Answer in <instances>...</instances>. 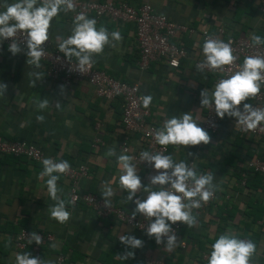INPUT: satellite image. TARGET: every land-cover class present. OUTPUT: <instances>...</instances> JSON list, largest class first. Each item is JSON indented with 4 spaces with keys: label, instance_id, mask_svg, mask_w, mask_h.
I'll list each match as a JSON object with an SVG mask.
<instances>
[{
    "label": "crops",
    "instance_id": "1",
    "mask_svg": "<svg viewBox=\"0 0 264 264\" xmlns=\"http://www.w3.org/2000/svg\"><path fill=\"white\" fill-rule=\"evenodd\" d=\"M79 1H110L114 5L124 3L133 8L148 4L155 13L193 29L191 36L176 34L172 39V43L185 51L177 68H169L164 61H157L150 63L147 70L139 71L134 26L105 18L97 22V28L104 26L109 33L119 31L122 40L116 47H105L102 55L94 57L96 63L93 67L115 80L137 84L139 100L151 95L149 121L156 129L162 127L166 119L187 113H192L201 127L204 110L200 93L205 89L211 93L214 87L210 75L193 70V62L204 59L199 31L222 29L225 35L233 37H250L252 33L264 37V13H260L254 3L245 0ZM14 2L16 0H0V11L4 10V4ZM72 27L73 20L67 13L61 12L53 18L48 40L52 49L58 51L56 37L67 38ZM26 52L27 49H23L13 56L0 43V83L7 84L3 97L0 96V138L33 144L46 157L67 160L72 167L85 165L87 175L78 182L80 191L102 199V185L111 182L115 190L111 206L131 214L135 204L123 203L127 193L119 188L122 170L116 157L105 156L109 148L121 153L118 145L124 133L120 123L122 104L96 97L93 87L84 81L72 80L65 87L59 81L49 80L45 74L46 65L40 62L39 69L28 65ZM34 71L44 76L32 87L30 81L33 78L29 73ZM45 98L49 99L50 107L38 111L34 101ZM247 102L252 104L253 98ZM57 103L61 105L59 109L55 107ZM140 104L142 106L141 101ZM240 107L242 109V105ZM256 108H264V101ZM37 115H44L45 121L38 122ZM237 132L236 120L225 116L220 119L218 132L215 135L209 133V144L167 147L166 155H171L175 162L194 163L198 174L211 171L215 176L214 183L218 185L211 205L201 212L193 211L197 225L188 228L180 224L177 242L183 246L178 244L171 252H167L164 246H156L153 238L112 218L98 219L82 204L71 206L67 199V182L62 177L57 183L71 217L65 224L51 219L48 209L54 201L48 196L47 178L38 179L42 164L23 157L0 155V221L17 227L16 233L25 229L30 233L51 234L53 242L41 247V259L52 261L56 254H62L63 264H137L143 258L157 260L160 264H207L210 246L226 231L256 244L257 251L251 264H264V213L260 210L253 216L248 214L249 207L255 202L264 208V177L256 174L259 180H252L254 175L247 177L249 173L246 174L248 169L245 167L246 160L264 159V139L239 137ZM238 139L242 140L239 142ZM127 145L128 155L144 151L137 135H129ZM247 152L252 154L249 156ZM137 174L144 186H148L149 178L156 175L153 169L138 164ZM136 198L143 200L145 194L138 193ZM136 217L144 219L140 215ZM121 235L135 236L143 241L142 248L127 249L134 252L131 259L116 258L126 251L125 245L119 241ZM12 237L6 233L0 235L5 242ZM1 249L5 250L6 246ZM18 253L13 245L5 258L6 264H15Z\"/></svg>",
    "mask_w": 264,
    "mask_h": 264
},
{
    "label": "clouds",
    "instance_id": "2",
    "mask_svg": "<svg viewBox=\"0 0 264 264\" xmlns=\"http://www.w3.org/2000/svg\"><path fill=\"white\" fill-rule=\"evenodd\" d=\"M3 8L4 10L0 11V43L10 40L8 51L13 56L23 51L21 48L23 43L27 49L26 63L39 69L40 62L45 56L43 45L50 38L49 30L53 18L58 17L61 12L65 14L74 12L75 3L74 0H16L14 3L4 4ZM56 39L58 51L69 62L75 59L77 62L75 70L84 74L90 72L96 63L94 57L102 55L105 47H116L122 36L119 31L109 33L104 26L97 28L95 19L80 13L75 16L71 35L67 38L58 35ZM250 40L252 46H264V37L260 35L252 33ZM202 54L204 59L197 65L198 70L208 68L213 72L227 71L232 74L220 79L211 93L207 89L201 91V108L214 110L220 119L225 116L234 118L236 126L242 131H253L258 126L264 125V108H254L247 102L250 98L258 96L264 85V56H246L242 65L232 72L238 57L234 54L231 41L225 43L211 36L205 39ZM29 75L33 78L30 81L32 87L44 76L38 71ZM6 89L7 84L0 83V96L3 97ZM152 99L151 95L140 97L143 108L148 109ZM34 103L41 112L50 107L47 98L39 99ZM55 107L59 109L61 105L57 103ZM36 120L43 123L45 116L37 115ZM154 140L162 146V151H167L169 145L179 147L207 145L211 137L205 129L198 126L192 113H187L166 119L162 127L154 130ZM126 151L117 154L115 148H109L105 156L116 157V162L122 170L119 176V188L127 193L123 203L135 204L129 218L134 220L137 215L142 216L148 222L145 229L147 236L154 238L157 245L163 243L164 249L171 252L179 244L172 225L177 222L188 228L197 225V217L193 214V210L201 208L214 197L218 190V185L214 183L215 176L211 171L198 174L194 163L175 162L171 155L142 151L139 154V162H147L157 173L149 178V185L144 186L137 174L135 157L125 154ZM41 164L42 171L39 172L38 179L47 178L48 196L54 201V205L48 209L50 218L65 224L69 221L71 213L66 208L65 200L61 198L62 190L57 182L62 175L71 171V165L67 160L56 161L53 158H45ZM138 193L145 194V198L134 199ZM114 195L115 190L111 182H105L101 187L104 207L111 208V198ZM119 241L126 248L123 255L116 256L119 260L134 257V252L127 249L143 247V241L135 236L121 235ZM28 243L39 246L42 244V236L31 232ZM256 251V244L251 240L239 239L232 232L226 231L210 246L207 264H251ZM15 264H52V262L25 252L15 255Z\"/></svg>",
    "mask_w": 264,
    "mask_h": 264
},
{
    "label": "built area",
    "instance_id": "3",
    "mask_svg": "<svg viewBox=\"0 0 264 264\" xmlns=\"http://www.w3.org/2000/svg\"><path fill=\"white\" fill-rule=\"evenodd\" d=\"M235 2L237 0H230ZM252 2L256 5L260 13H264V0H245ZM75 11L68 12V16L74 21L75 16L84 13L88 18L95 19L97 22L100 19H108L113 22L130 23L134 26V39L138 51V59L136 66L139 71H145L150 63L157 61H164L169 68H177L179 61L185 57V51L182 47L172 43V39L176 34H183L186 36L193 35V29L176 24L168 20L164 15L155 13L150 5L143 4L139 7L133 8L124 3L114 5L110 1L92 2V1H79L74 0ZM211 36L218 38L225 43L231 41V46L234 49V54L238 57L235 66L232 67V72L236 71L239 65H242L246 56L261 55L264 56L263 46H252L250 37H233L225 35L222 29H217L214 32L201 30L198 33L199 40L204 43L205 39ZM10 40H5L2 43L8 49ZM45 48V56L42 58L41 63L46 65V77L52 81H59L63 86L68 87L70 81H84L94 89L95 96L105 101H112L120 99L122 102V111L120 123L122 125L123 135L121 137L118 149L120 152H129L127 145L129 135H137L142 141L144 151L151 153L162 152L166 155L167 151H162V146L158 145L154 140V130L156 129L153 123L149 121V110L141 106L138 97V86L135 83H126L118 81L108 76L104 71L91 68L90 72L81 74L76 71V60L69 62L59 51L51 48L49 41L43 45ZM21 48L26 49L24 44L21 43ZM201 60L193 62V68L212 78L213 87L223 78H227L231 72L221 73L219 71L213 72L208 68L198 70L197 65L201 64ZM264 101V85L261 87V92L258 96L253 98V107L256 108ZM204 113L201 121V127L208 133L214 134L218 130L219 119L214 110L203 108ZM237 131L240 135L249 136L254 138L264 139V125L258 126L253 131H242L237 126ZM139 153L132 156L135 157L134 162L144 168H151L147 162H139ZM0 155H10L12 157H23L28 161L40 163L45 158L41 149L33 144L20 141H4L0 138ZM56 160V159H54ZM60 161V160H56ZM191 164V162H189ZM246 169L254 174L264 177V160L262 159H249L245 161ZM154 170V169H153ZM155 172V171H154ZM155 174H157L155 172ZM87 175V168L85 165L71 166V171L62 175L61 177L67 182V199L71 206L77 204L84 205L87 209L98 219L112 218L119 224L133 229L136 232L142 233L147 236L145 229L148 222L144 219L136 217L134 220L130 219L129 213L124 210L111 206V208L104 207L102 199L94 195L80 191L78 182L80 179L85 178ZM214 197L201 208L194 209V212H201L208 208L213 202ZM180 228V223L172 225L173 231L177 235ZM42 236V244L36 245L35 243H28V236L30 232L25 229H20L14 236V247L16 251L23 253L29 246L30 253L33 257L40 256V249L43 246L53 242V236L49 233L36 232ZM154 240V238H153ZM154 244L158 247L164 246L163 243L157 245L155 240ZM183 246L182 243H179ZM64 257L62 254H56L51 261L52 264H63ZM207 262V261H206ZM137 264H160L157 260L150 258H143Z\"/></svg>",
    "mask_w": 264,
    "mask_h": 264
},
{
    "label": "trees",
    "instance_id": "4",
    "mask_svg": "<svg viewBox=\"0 0 264 264\" xmlns=\"http://www.w3.org/2000/svg\"><path fill=\"white\" fill-rule=\"evenodd\" d=\"M193 70L194 71H196L194 68H193ZM198 72V71H197ZM118 102H120L121 104H122V102H121V100L120 99H116ZM219 119V123H220V118H218ZM219 123H218V129H219ZM217 132H218V130H217ZM216 132V133H217ZM216 133H214V134H211V135H215ZM237 134V136H239V137H245V136H243V135H240L238 132L236 133ZM236 136V137H237ZM259 140H262V139H260V138H258ZM242 139H238V141L240 142ZM252 153H250V152H247V155H251ZM8 156H10V155H8ZM264 160V159H263ZM247 173H249L248 175H247V177H249V176H251V175H254L251 179L252 180H254V181H258L259 179L258 178H256V174H252L251 173V171L250 170H247V172H246V174ZM247 183V180H245V184ZM246 186L248 187V184H246ZM258 207V208H257ZM263 209L264 208H262L261 207V205H259L257 202H255L254 203V205L253 206H250L249 207V215L250 216H253V214L255 213V211L256 212H258V211H260L261 210V213H264V211H263ZM16 230H17V227H15V226H12V225H10L9 223H1V221H0V235L1 234H4V233H6V234H9V235H11V236H13L12 238H11V240L10 241H8V242H5L4 240H1L0 239V264H6V262H5V258L7 257V255H8V253H9V251L12 249V246L14 245V236L16 235ZM179 232V231H178ZM6 246V249L5 250H2L1 249V247L2 246ZM25 252H28V253H30V247L28 246L24 251H23V253H25ZM31 254V253H30Z\"/></svg>",
    "mask_w": 264,
    "mask_h": 264
}]
</instances>
